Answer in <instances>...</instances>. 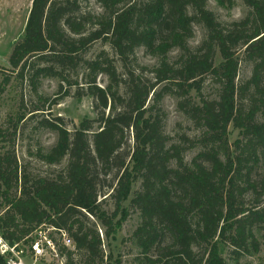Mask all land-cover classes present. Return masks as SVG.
<instances>
[{"label": "trees", "instance_id": "trees-1", "mask_svg": "<svg viewBox=\"0 0 264 264\" xmlns=\"http://www.w3.org/2000/svg\"><path fill=\"white\" fill-rule=\"evenodd\" d=\"M86 1L32 0L10 53L16 77L33 71L34 88L39 78L56 77L78 96L82 90L93 97L100 111L72 130L61 118L37 121L56 142L33 155L46 165L66 160L54 174H34L18 163L13 140L25 113L13 132L0 126V237L30 244L38 229L63 230L73 242V248L57 245L65 264H106L103 238H114L128 200L140 215L130 236L136 264H230L222 249L238 264L257 253L264 227V0H242L247 14L229 22L218 20L209 0H95L99 12L84 9ZM195 25L203 37L192 46ZM98 41L113 50L125 78L104 50L83 56ZM138 48L156 59L152 67L127 68ZM241 61L251 65L245 81L238 79ZM101 73L105 87L96 85ZM206 77L216 86L213 97L202 92ZM167 95L200 131L196 143L185 134L171 143L165 134ZM230 125L238 130L232 143ZM193 145L200 151L186 162ZM104 189L112 212L98 200ZM0 264H7L1 254Z\"/></svg>", "mask_w": 264, "mask_h": 264}, {"label": "rangeland", "instance_id": "rangeland-1", "mask_svg": "<svg viewBox=\"0 0 264 264\" xmlns=\"http://www.w3.org/2000/svg\"><path fill=\"white\" fill-rule=\"evenodd\" d=\"M32 0H0V126L8 128V132H13V123L19 114L25 113V117L17 124L16 133L14 136V149L18 159V163L25 167L29 172L34 174H54L62 170L66 164V160L57 165H46L39 161L33 153L36 148L43 146L48 148L56 142V134L37 123L41 118H46L49 121H56V118H61L62 124L69 130L73 126L78 125L83 119H94L100 108L96 107L95 99L87 95L84 91H80L81 95H77L75 86L68 87L65 82L60 81L56 77H42L35 82L34 86L28 81L33 74V71L28 73L23 79L16 77V71H12L9 65V56L12 48L18 42L24 33V27L28 17ZM84 9L93 10L95 12L101 11L99 4L95 0H88L82 4ZM208 8L213 11L218 20L221 22L236 21L242 19L248 12L249 8L242 2V0H235V4L231 8H224L214 0L208 1ZM203 37V31L200 26L195 25L194 35L190 39L192 46L198 45ZM101 50H104L112 59L113 64L117 68V72L125 78L124 69L120 62L106 42L98 41L92 44L83 54L85 58H92L96 56ZM156 63V59L147 54L143 48L136 49L133 58L127 65L129 69H136L137 65L152 67ZM42 66V65H41ZM251 65L247 62L241 61L239 65L238 79L245 81L250 75ZM74 72H69L70 78L76 77ZM82 68H78L77 72L81 74ZM138 71V70H137ZM150 77L148 70L144 71ZM8 77V81L4 82V77ZM79 75L78 80H80ZM106 74L101 73L96 78V85L105 87L108 83ZM216 86L210 81L209 77L205 78L203 86V94L205 96L213 97ZM43 96L46 100H42L39 96ZM150 101V98L148 102ZM147 102V103H148ZM43 106L42 111H34L35 107ZM161 107L165 112L163 121V128L165 134L169 137L170 142L173 143L181 134L188 136L192 143L197 142V136L200 131L193 126L191 121L177 108L176 99L172 96H165L161 102ZM107 112L108 108L104 109ZM43 113V114H41ZM33 114L34 117L31 116ZM229 143H232L238 137V130L229 126ZM129 138V144L132 141ZM2 144V143H0ZM191 144V143H190ZM200 151L199 145L188 147L184 152V160L190 162L191 159ZM264 167V158H262ZM138 188V183L133 186V190ZM108 189H104L98 197L102 200L106 195ZM133 192V191H132ZM132 193L129 197L131 198ZM123 206L127 208V215L125 220L121 223L120 228L114 235V238L105 240L103 238V250L106 254H110L108 260H104L106 264H136L134 258L138 252L133 245L130 236L140 221L139 211L133 207H129L127 200ZM102 209L112 212L113 203L108 198L103 199ZM119 216V214H118ZM52 229L48 228L44 231L39 229L33 233L36 235V240H44V236ZM52 232V238L57 245L62 244L61 236ZM101 236L103 232L99 230ZM260 247L257 253L251 255H244L238 260V264H264V227L259 233ZM1 238V237H0ZM3 241V240H2ZM4 242V241H3ZM19 248L23 250V259L29 263L31 259L30 244L24 242L19 243ZM73 248V246L68 247ZM225 248V247H224ZM58 258L50 255L45 251V256L39 258L36 264H65V257L59 254ZM223 256L230 264H235V261L229 256L226 249H222ZM5 258H15L12 253H5Z\"/></svg>", "mask_w": 264, "mask_h": 264}, {"label": "built area", "instance_id": "built-area-1", "mask_svg": "<svg viewBox=\"0 0 264 264\" xmlns=\"http://www.w3.org/2000/svg\"><path fill=\"white\" fill-rule=\"evenodd\" d=\"M58 234L61 236L64 246H73L71 238H69L63 230H58ZM2 240L3 239L0 238V254L5 255V253H12L15 255V258L10 257V259L6 260L7 264H36V261H38L39 258L45 256V251H47L48 254L58 258L56 243L54 240L48 238L47 236H44L43 241L36 240L35 238L34 241L30 243L31 259L29 263L23 259V250L22 248H19V244L9 245L7 242H5L4 240L3 242Z\"/></svg>", "mask_w": 264, "mask_h": 264}]
</instances>
